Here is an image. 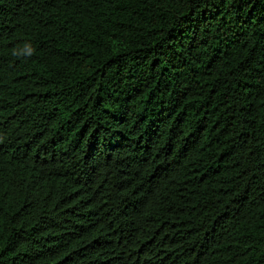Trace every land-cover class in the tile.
<instances>
[{
    "label": "trees",
    "instance_id": "trees-1",
    "mask_svg": "<svg viewBox=\"0 0 264 264\" xmlns=\"http://www.w3.org/2000/svg\"><path fill=\"white\" fill-rule=\"evenodd\" d=\"M0 264H264V0H0Z\"/></svg>",
    "mask_w": 264,
    "mask_h": 264
},
{
    "label": "clouds",
    "instance_id": "clouds-1",
    "mask_svg": "<svg viewBox=\"0 0 264 264\" xmlns=\"http://www.w3.org/2000/svg\"><path fill=\"white\" fill-rule=\"evenodd\" d=\"M35 52V49L30 44H25L23 48V52L17 53L16 51L13 52V55H27L32 56Z\"/></svg>",
    "mask_w": 264,
    "mask_h": 264
}]
</instances>
